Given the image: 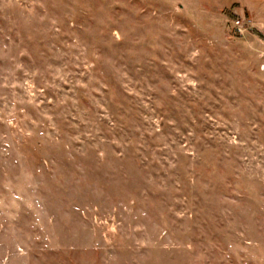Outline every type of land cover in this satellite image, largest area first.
<instances>
[{"label": "rangeland", "instance_id": "obj_1", "mask_svg": "<svg viewBox=\"0 0 264 264\" xmlns=\"http://www.w3.org/2000/svg\"><path fill=\"white\" fill-rule=\"evenodd\" d=\"M0 264H264V0H0Z\"/></svg>", "mask_w": 264, "mask_h": 264}, {"label": "built area", "instance_id": "obj_2", "mask_svg": "<svg viewBox=\"0 0 264 264\" xmlns=\"http://www.w3.org/2000/svg\"><path fill=\"white\" fill-rule=\"evenodd\" d=\"M236 25L238 26V28L241 25L239 20L236 21Z\"/></svg>", "mask_w": 264, "mask_h": 264}]
</instances>
